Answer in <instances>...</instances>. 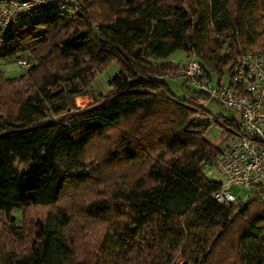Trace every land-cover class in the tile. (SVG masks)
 Returning <instances> with one entry per match:
<instances>
[{"label":"trees","instance_id":"obj_1","mask_svg":"<svg viewBox=\"0 0 264 264\" xmlns=\"http://www.w3.org/2000/svg\"><path fill=\"white\" fill-rule=\"evenodd\" d=\"M78 3L0 27V62L32 64L0 69V264H264V182L223 204L205 172L241 117L166 78L182 50L202 78L231 80L240 55L264 51V0ZM113 62L110 88L95 89ZM213 124L219 142L206 137Z\"/></svg>","mask_w":264,"mask_h":264},{"label":"built area","instance_id":"obj_2","mask_svg":"<svg viewBox=\"0 0 264 264\" xmlns=\"http://www.w3.org/2000/svg\"><path fill=\"white\" fill-rule=\"evenodd\" d=\"M55 10L77 13L81 8L78 0H0V27L8 32ZM17 64L24 69L32 66L26 58L18 59ZM202 74L200 62L191 58L181 64L178 74L166 78L191 84L207 95L189 93L186 95L189 101L207 107L215 100L241 117L243 125L239 133L222 143L215 166L225 180L212 193L220 203H235L240 199L230 191L232 186L249 189L264 182V51L240 55L228 84H215L202 78Z\"/></svg>","mask_w":264,"mask_h":264},{"label":"rangeland","instance_id":"obj_3","mask_svg":"<svg viewBox=\"0 0 264 264\" xmlns=\"http://www.w3.org/2000/svg\"><path fill=\"white\" fill-rule=\"evenodd\" d=\"M169 59L173 62L183 63L184 61H186V54L184 51L178 50L175 53L171 54L169 56ZM0 69L5 71L7 75L9 76H17L25 72L26 70L22 68L20 65H18L17 63L8 64L4 62H0ZM119 69L120 68L117 63L115 62L111 63V65L107 68V70H105V72H103L102 74L98 76L96 82L94 83V88L98 90H103V91L108 90L110 88V78L113 77L116 73H118ZM169 82L171 86L173 87V89L178 93V95L184 97L187 94H189L188 91L181 88L178 83L174 81H169ZM229 82H230V76L227 74L223 79V83L228 84ZM91 102H92V99H90L88 96H79L76 99L77 106L79 107H84ZM209 108L214 115H224L225 117H230V115H235V117L240 120L239 114H237L234 111L231 112L230 109L219 104L215 100L210 101ZM222 132H223V128L221 126L217 124H213L208 130V132L206 133V137L212 142H219L220 134ZM21 167L25 169L24 165H22ZM205 172H206V175L212 180L221 181V182H224L225 180L224 175L220 172V170H218L216 166L207 167L205 169ZM230 191L242 201H246L249 198L258 194V188L256 186L249 188V189L240 187V186H232ZM13 213H14V216L20 220L21 209L18 207H15Z\"/></svg>","mask_w":264,"mask_h":264}]
</instances>
